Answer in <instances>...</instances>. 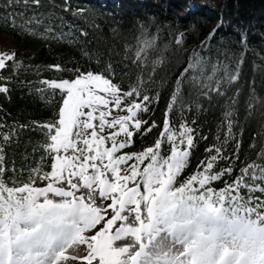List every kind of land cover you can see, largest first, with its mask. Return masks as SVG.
<instances>
[{
	"label": "snow or ice",
	"instance_id": "1",
	"mask_svg": "<svg viewBox=\"0 0 264 264\" xmlns=\"http://www.w3.org/2000/svg\"><path fill=\"white\" fill-rule=\"evenodd\" d=\"M21 5L42 6L41 0H0V12L12 29L25 14ZM62 9L87 16V9L73 10L70 0H64ZM33 20L41 23L33 16L19 27L37 35L29 27ZM51 34L45 29L41 35ZM80 36L86 38L88 32ZM183 36L176 39L177 46L183 47ZM154 47L155 38L141 24L130 63L136 77L126 87L115 82L111 65L103 72L51 66L71 75L44 79L37 88L46 102L59 97L53 118L33 127L42 134L40 147L50 170L33 168L24 179L16 176L15 167L7 166L6 152L19 133L0 123V129L8 128L0 134V264H264V148L234 174L240 160L235 97L221 120L224 137L217 135L219 143L205 147V158L190 175L182 174L198 143L197 129L190 126L197 121L182 115L174 128L170 119L185 82L195 85L199 75L201 94L211 101L238 80L239 65H224L219 77L214 65L213 75L205 77V61L193 50L183 71L175 73L162 131L152 145L136 151L134 137L158 128L155 120L145 118L154 100L149 85L155 82L157 65L164 63L155 60L145 75L146 53ZM19 67L17 53L0 52V70H8L0 71V94L10 95L9 83ZM252 108L250 103V114ZM229 140L235 142L231 154L225 150ZM222 161H227L224 167Z\"/></svg>",
	"mask_w": 264,
	"mask_h": 264
},
{
	"label": "trees",
	"instance_id": "2",
	"mask_svg": "<svg viewBox=\"0 0 264 264\" xmlns=\"http://www.w3.org/2000/svg\"><path fill=\"white\" fill-rule=\"evenodd\" d=\"M63 4L64 0H41L40 8L30 5L25 9L21 5L19 11L25 14L17 17L16 29L5 23L0 12V34L13 42L15 48L8 51L17 53L20 63L9 83L10 95L0 94V123L15 127L19 133L7 146L6 162L9 169L15 167V175L20 179L26 178L33 168L50 170L49 157L42 155L40 147L42 134L33 127L53 118V104L59 97H50L52 102H46L37 88L44 79H66L71 75L51 66L59 64L62 69L76 66L83 71L103 72L111 65L115 82L126 87L136 77L130 63L135 56L141 24L148 29L149 38H155V47L146 53L145 75L155 60L163 58L164 63L157 65L155 82L149 85L154 100L150 105L152 111L145 116L155 120L158 128L147 135L137 134L131 147L140 151L152 145L162 131L164 113L175 90V73L183 71L195 50L205 61V77L213 75L214 65L220 69L216 77L222 75L224 65L229 69L239 65V78L232 85H225L224 96H214L211 101L201 94L199 75L195 85L188 82L183 85L182 99L172 109L170 119L174 128L182 122V115L189 121L195 119L197 124L190 126L197 129L198 143L182 175L194 173L206 156L205 147L219 143L217 135L224 137L221 120L233 97L237 117L234 133L240 143V160L235 162L234 174H239V165L255 159L264 148V0H112L107 4L102 0H70L73 10L87 9L85 17L64 12ZM33 16L41 21L33 20L29 25L37 35L19 27ZM45 29H51L52 33L47 38L41 35ZM213 29L216 32L209 40ZM81 31H87L88 36L81 37ZM180 33H184L183 47L175 43ZM204 83H208L207 79ZM6 131L8 128L0 129V134ZM253 142L255 148L250 147ZM234 147L235 142L229 140L225 150L231 154ZM163 151H168L166 143ZM226 163L220 162V167ZM214 183L223 186L220 181Z\"/></svg>",
	"mask_w": 264,
	"mask_h": 264
},
{
	"label": "rangeland",
	"instance_id": "3",
	"mask_svg": "<svg viewBox=\"0 0 264 264\" xmlns=\"http://www.w3.org/2000/svg\"><path fill=\"white\" fill-rule=\"evenodd\" d=\"M15 48L13 42L5 35L0 34V52ZM9 52V51H8ZM32 169L29 171L31 173Z\"/></svg>",
	"mask_w": 264,
	"mask_h": 264
}]
</instances>
